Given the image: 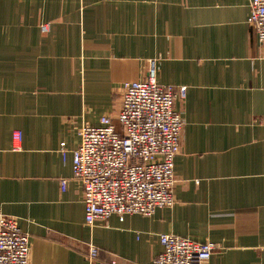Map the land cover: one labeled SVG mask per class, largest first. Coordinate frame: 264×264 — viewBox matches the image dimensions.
Instances as JSON below:
<instances>
[{"label": "crops", "instance_id": "crops-1", "mask_svg": "<svg viewBox=\"0 0 264 264\" xmlns=\"http://www.w3.org/2000/svg\"><path fill=\"white\" fill-rule=\"evenodd\" d=\"M248 11L249 0H0V215L28 235L29 264H152L163 234L217 245L205 264H264V51ZM149 61L159 84L186 87L174 205L87 226L77 132L112 117Z\"/></svg>", "mask_w": 264, "mask_h": 264}, {"label": "built area", "instance_id": "built-area-1", "mask_svg": "<svg viewBox=\"0 0 264 264\" xmlns=\"http://www.w3.org/2000/svg\"><path fill=\"white\" fill-rule=\"evenodd\" d=\"M246 24L264 51V0H249ZM40 30L49 32V24H42ZM185 97L186 87L159 84L154 61H149L143 80L122 84L112 117H101L98 127L78 130L79 143L70 152L71 169L72 179L83 191L85 225L105 222L111 216L120 221L129 215L150 217L174 205V161L184 128L176 104ZM20 138L19 132L12 133L13 143ZM59 146L64 159L65 143ZM59 187L63 193L67 180L61 179ZM159 244L162 251L152 264H205L218 249L209 241L195 243L172 234L160 235ZM97 257L98 250L90 246L88 259ZM29 261L28 235L20 231L14 218L0 215V264Z\"/></svg>", "mask_w": 264, "mask_h": 264}]
</instances>
